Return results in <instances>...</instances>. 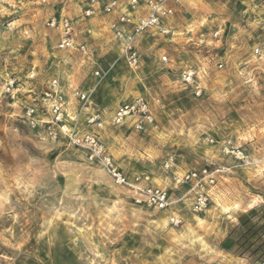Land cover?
Segmentation results:
<instances>
[{"label": "rangeland", "instance_id": "rangeland-1", "mask_svg": "<svg viewBox=\"0 0 264 264\" xmlns=\"http://www.w3.org/2000/svg\"><path fill=\"white\" fill-rule=\"evenodd\" d=\"M252 1L182 0L168 34L139 38L133 69L104 20L81 24L83 0H0V264H263L223 247L242 233L240 215L264 212V8L252 10ZM53 14L76 20L87 53L58 46L45 23ZM54 78L73 124L92 127L129 179L146 175L166 188L170 208L136 202L66 136L51 139L41 121L26 119L25 107L40 106ZM75 88L88 92L87 108ZM138 95L154 124H113L117 106ZM93 111L100 127L86 124ZM168 156L173 171L163 167ZM204 165L223 172L208 208L195 213L173 174Z\"/></svg>", "mask_w": 264, "mask_h": 264}, {"label": "built area", "instance_id": "built-area-1", "mask_svg": "<svg viewBox=\"0 0 264 264\" xmlns=\"http://www.w3.org/2000/svg\"><path fill=\"white\" fill-rule=\"evenodd\" d=\"M43 3L48 0H41ZM182 0H85L82 9L83 18L103 17L113 39L120 45L121 54L129 67L137 69L140 66V53L138 40L148 30H157L168 34L171 30L166 25L168 18L173 16L180 8ZM264 8V0H253L250 4L252 10ZM46 25L57 31L58 46L66 50H77L87 53L85 40L77 38L76 20L66 14H53L46 19ZM264 30V12L259 20ZM90 34L91 29L86 28ZM259 53V48L255 49ZM165 61L166 55L162 56ZM219 67L222 64L219 63ZM96 75L100 70L95 71ZM193 73L185 71L183 79L192 80ZM13 87V81L9 82L7 89ZM199 94V92H198ZM40 106L28 105L24 114L26 119L36 125L40 121L44 124L47 135L51 139L66 136L71 144L86 152L89 160L99 163L112 179L135 193V201L160 209V205L167 208L173 203L170 193L159 185H150L149 176L138 175L129 179L115 164L111 154L102 142L98 133L89 127L87 130H79L75 121L68 113L67 101L64 90L57 78L50 81V86L43 91ZM72 96L78 99L84 108H87L89 94L87 91L77 88L72 90ZM158 101V99L156 100ZM130 121L136 130H144L154 124L155 117L152 106L147 98L138 95L129 101L123 102L114 110L111 122L119 125ZM87 126L100 127L103 120L99 112L93 111L86 117ZM166 170L173 171L175 161L173 156H168L163 161ZM223 172L221 167L204 165L200 168H192L182 171L179 175L173 174L174 179L188 186L191 196L190 207L195 213L205 211L210 204V191L217 182L218 176ZM171 221L180 222L178 216H171Z\"/></svg>", "mask_w": 264, "mask_h": 264}, {"label": "trees", "instance_id": "trees-1", "mask_svg": "<svg viewBox=\"0 0 264 264\" xmlns=\"http://www.w3.org/2000/svg\"><path fill=\"white\" fill-rule=\"evenodd\" d=\"M238 221L242 233L235 238L227 236L224 239L223 247L236 255L245 256L252 261L264 264V240L258 239V236L264 234V212L258 209L251 210L240 215Z\"/></svg>", "mask_w": 264, "mask_h": 264}, {"label": "snow or ice", "instance_id": "snow-or-ice-1", "mask_svg": "<svg viewBox=\"0 0 264 264\" xmlns=\"http://www.w3.org/2000/svg\"><path fill=\"white\" fill-rule=\"evenodd\" d=\"M248 31H251V29L249 28ZM262 48H264V43H262ZM241 139H242V141L243 140H247L248 137L247 136H243V137H241ZM261 173H262V175H264V169L261 170ZM182 175H183V173H181V176ZM177 195H179V193H177ZM262 203H264V202H262ZM237 207H239V205H237ZM248 207L251 208V207H253V205L249 204ZM166 209H167L166 205H163V204L160 205V211L161 212L166 211ZM224 211L227 212V209H224ZM182 215H188V213H182ZM178 223H179V221H178ZM201 226H203V221H201Z\"/></svg>", "mask_w": 264, "mask_h": 264}, {"label": "crops", "instance_id": "crops-1", "mask_svg": "<svg viewBox=\"0 0 264 264\" xmlns=\"http://www.w3.org/2000/svg\"><path fill=\"white\" fill-rule=\"evenodd\" d=\"M84 1L85 0H83V5H82V8H81V16H82V9H83V7H84ZM82 19L84 20L83 21V23H81V24H86V25H89L91 22H90V20H94V19H97V20H99L100 22H101V20H104L103 22H105L106 24H107V22H106V19L105 18H103V17H93V18H83L82 17ZM92 25V24H91ZM85 33V32H84Z\"/></svg>", "mask_w": 264, "mask_h": 264}, {"label": "clouds", "instance_id": "clouds-1", "mask_svg": "<svg viewBox=\"0 0 264 264\" xmlns=\"http://www.w3.org/2000/svg\"><path fill=\"white\" fill-rule=\"evenodd\" d=\"M213 226H215V224Z\"/></svg>", "mask_w": 264, "mask_h": 264}]
</instances>
